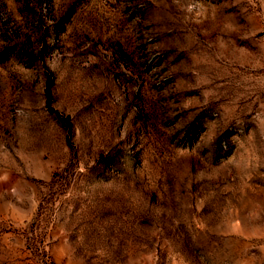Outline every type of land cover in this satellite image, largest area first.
<instances>
[{"label": "rangeland", "instance_id": "374dc122", "mask_svg": "<svg viewBox=\"0 0 264 264\" xmlns=\"http://www.w3.org/2000/svg\"><path fill=\"white\" fill-rule=\"evenodd\" d=\"M0 264H264V0H0Z\"/></svg>", "mask_w": 264, "mask_h": 264}, {"label": "trees", "instance_id": "16d2710c", "mask_svg": "<svg viewBox=\"0 0 264 264\" xmlns=\"http://www.w3.org/2000/svg\"><path fill=\"white\" fill-rule=\"evenodd\" d=\"M46 93L49 95L50 94V87L49 85L47 86Z\"/></svg>", "mask_w": 264, "mask_h": 264}]
</instances>
